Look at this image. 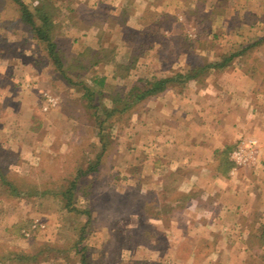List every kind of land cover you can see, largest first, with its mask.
<instances>
[{"label": "rangeland", "instance_id": "374dc122", "mask_svg": "<svg viewBox=\"0 0 264 264\" xmlns=\"http://www.w3.org/2000/svg\"><path fill=\"white\" fill-rule=\"evenodd\" d=\"M84 1L23 0L38 23L36 7L51 15L62 69L83 72L73 77L75 83L22 20L19 5L0 0V170L9 183L29 189L16 196L0 175V261L86 264L84 255L87 264H205L211 239L221 242L222 237L204 234L207 220L196 218L194 204L205 196L176 188L180 176L165 173L166 186H151L154 172L144 163L141 143L145 99L107 120L106 142L100 140L99 122L106 117L104 108L121 105L115 97L130 98L139 78L189 73L232 53L237 56L225 68L200 71L198 78L207 71H255L264 87V41L245 49L264 35V0H179L167 4L171 13L164 14L154 11L162 0H148L145 27L122 28L112 65L87 69L83 65H90L96 52L81 54L80 49L96 43L80 39L87 34L76 20L94 15ZM101 54L109 60L110 49ZM95 75L108 87H98L90 99L83 83L90 85ZM47 92L56 103L44 110ZM97 160V168L80 180L74 210L66 208L59 191L78 169ZM8 253L11 258L1 257ZM19 254L31 258H14Z\"/></svg>", "mask_w": 264, "mask_h": 264}, {"label": "crops", "instance_id": "0c3cea01", "mask_svg": "<svg viewBox=\"0 0 264 264\" xmlns=\"http://www.w3.org/2000/svg\"><path fill=\"white\" fill-rule=\"evenodd\" d=\"M176 3L179 0H162L154 11L171 13L169 7ZM83 4L94 16L76 20L81 33L87 34L80 39H93L96 46L87 44L80 52L90 49L101 54L110 49L109 60L93 67L112 65L122 28L143 27L150 3L85 0ZM258 17L257 25L262 23ZM255 76V71H207L205 78L174 82L143 101L141 143L144 163L154 172L151 186H166L165 173L180 176L183 181L175 182L176 188L205 196L194 204L196 218L207 220L204 234L222 237L221 242L211 239L205 264H264V87ZM243 136L257 139V163L232 174L230 152Z\"/></svg>", "mask_w": 264, "mask_h": 264}, {"label": "trees", "instance_id": "16d2710c", "mask_svg": "<svg viewBox=\"0 0 264 264\" xmlns=\"http://www.w3.org/2000/svg\"><path fill=\"white\" fill-rule=\"evenodd\" d=\"M20 7V12H21V18L24 22L29 24L32 28L33 34L37 39L40 41L44 42L47 47V51L49 53V56L53 59V62L56 64L57 68H59L61 73L70 81V82H77L73 79V77H80L83 72L82 71H65L62 69L63 66V58L62 55L59 53L57 43L52 39V30L54 27L53 19L51 15L44 10V8H35V12L39 14V23L35 19V14L33 13V10H31L24 2L23 0H14ZM92 16V15H91ZM94 16V15H93ZM264 41V35L262 37H259L256 39L254 42L250 43V45L246 46L245 49H248L250 47L259 45L261 42ZM244 49V50H245ZM90 51L88 49L83 53H87ZM93 51V50H92ZM237 56L236 53H232L228 56H224L223 60L220 62H214L210 63L208 65H205L203 67L199 66H194L191 71H188L189 73H177L174 76H167V77H157L154 79H145V78H139L132 86L131 91H130V98L124 97L121 99V97H115L113 100L116 103H121L119 106L112 107L110 109L104 108L103 110L105 111V119L99 122V136L100 140L105 141L107 136H110L108 132H105L107 129L106 122L108 119L112 118L115 115H121L126 112H129L132 110V108L135 107L139 102L143 101L149 96L157 95L160 92L164 91L167 89L170 85H173L174 82L183 84L186 82L189 78L195 77L199 74L200 71L203 70H209L211 68H216V69H223L225 68L228 63H230L233 58ZM104 59V56L100 53L96 52V55L92 57V62L90 65H83L86 69L92 68L96 64H98L101 60ZM82 82V81H79ZM90 85H86L83 83V87L85 89V94L92 99L93 94L95 91L101 90L102 88H107L108 84L105 80L104 77L95 75L94 77H91L90 79ZM98 87H101V89H98ZM98 108V106H95V108ZM98 118V117H97ZM106 142V141H105ZM105 147V144H104ZM101 155H99L100 157ZM100 160H97V163L94 165H90L85 169H78V172L75 177H73L70 182L63 186V188L59 191V194L61 198L65 201V207L69 209H73V199L75 195V191L79 188V183L80 180L85 177L86 175L90 174L93 170H95L98 166V162ZM0 175H1V181L13 190V192L16 194V196H21L25 195L28 193V190H24L16 186L15 183L13 182H8L6 177L4 176L3 172L0 170ZM30 188V187H29ZM76 210V209H75ZM31 231V227H29ZM13 253H8L7 255L1 256L2 258H11ZM11 256V257H10ZM14 258H21L20 261H29L28 255L25 254H19L15 255ZM82 262L87 264L86 258L83 255L82 257Z\"/></svg>", "mask_w": 264, "mask_h": 264}, {"label": "built area", "instance_id": "2783aa9c", "mask_svg": "<svg viewBox=\"0 0 264 264\" xmlns=\"http://www.w3.org/2000/svg\"><path fill=\"white\" fill-rule=\"evenodd\" d=\"M56 103L55 97L50 93H45V101L43 109L48 110ZM257 139L253 137H240L236 142L234 148L230 152V160L233 164L232 174H235L241 167L253 166L257 163ZM37 225L33 224L32 229ZM26 235H29V231L23 230Z\"/></svg>", "mask_w": 264, "mask_h": 264}]
</instances>
